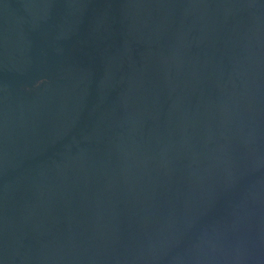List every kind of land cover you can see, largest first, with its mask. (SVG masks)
<instances>
[{
    "label": "water",
    "instance_id": "water-1",
    "mask_svg": "<svg viewBox=\"0 0 264 264\" xmlns=\"http://www.w3.org/2000/svg\"><path fill=\"white\" fill-rule=\"evenodd\" d=\"M0 264H264V0H0Z\"/></svg>",
    "mask_w": 264,
    "mask_h": 264
}]
</instances>
